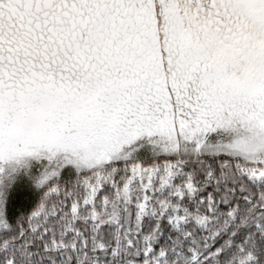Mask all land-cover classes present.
<instances>
[{
  "label": "snow or ice",
  "instance_id": "6c2138e0",
  "mask_svg": "<svg viewBox=\"0 0 264 264\" xmlns=\"http://www.w3.org/2000/svg\"><path fill=\"white\" fill-rule=\"evenodd\" d=\"M0 264H264V0H0Z\"/></svg>",
  "mask_w": 264,
  "mask_h": 264
}]
</instances>
